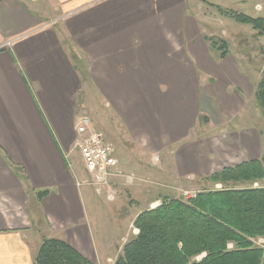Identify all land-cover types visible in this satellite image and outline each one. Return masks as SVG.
<instances>
[{
    "label": "crops",
    "instance_id": "crops-1",
    "mask_svg": "<svg viewBox=\"0 0 264 264\" xmlns=\"http://www.w3.org/2000/svg\"><path fill=\"white\" fill-rule=\"evenodd\" d=\"M198 1L0 0V264H34L44 238L93 262L81 198L89 187L76 185L85 173L74 147V119L89 99L140 149L179 144L181 174L260 157L250 128L239 133L245 149L237 131L217 143L195 129L202 117L214 130L234 120L245 106L229 87L245 97L253 88L236 58L210 52L205 37L222 35L201 25L209 17H199Z\"/></svg>",
    "mask_w": 264,
    "mask_h": 264
},
{
    "label": "trees",
    "instance_id": "trees-1",
    "mask_svg": "<svg viewBox=\"0 0 264 264\" xmlns=\"http://www.w3.org/2000/svg\"><path fill=\"white\" fill-rule=\"evenodd\" d=\"M207 5L264 37V17ZM205 41L216 59L229 54L226 40L206 36ZM253 101L264 121V69ZM201 182L212 188L186 199L163 197L138 213L137 234L113 264H264V149L259 158L223 167ZM34 264L94 263L64 240L44 238Z\"/></svg>",
    "mask_w": 264,
    "mask_h": 264
},
{
    "label": "rangeland",
    "instance_id": "rangeland-1",
    "mask_svg": "<svg viewBox=\"0 0 264 264\" xmlns=\"http://www.w3.org/2000/svg\"><path fill=\"white\" fill-rule=\"evenodd\" d=\"M206 1L249 16L264 17V0ZM198 2L200 5L199 17H209V23L201 21V25L209 28L211 33L222 35V37L214 36L215 39L227 41L231 57L236 58L241 65V70L248 73L249 77L247 76V78H249L253 88L245 97L239 94L234 86L229 87L230 93L238 95L245 106L242 113L234 120L228 123L224 121L221 123L220 129L217 127L218 129L214 130L212 123L205 122L202 117L198 120L195 129L200 130L202 127L206 130L204 136L209 138L207 142L217 141L218 143L230 136L228 134L230 132L237 131L239 135L243 127L250 128L257 137L256 144L255 141L250 143V149L261 153L264 149V121L253 101V91L255 88L254 80L260 79L264 69V37H257L250 26L238 24L229 18L220 16L214 8H207L201 0ZM237 82L242 83L239 78ZM84 105L86 114L90 116L95 130L103 133L113 144L122 175L127 176L130 181L125 185L123 177L116 178L121 180L119 183H123L118 185V193L113 202L96 197L89 188L81 189L85 215L91 218L89 225L94 243L92 246L93 263L113 264L123 245L137 234L133 221L138 213L147 208L156 207L163 197L186 199L201 189L212 188V186L202 183L201 178L203 177L184 175L177 171L174 167L173 154L175 149L180 146L179 144L173 143L154 152L142 150L126 134L119 119L111 112L102 109L101 103L89 99ZM191 137L193 139L199 138L194 135V132ZM238 138H241V146L245 149L242 143V135L240 134ZM183 154L181 155L183 156ZM78 165L82 174L81 162ZM116 179L112 180L114 186ZM35 209V204L32 202V211ZM42 233L43 236H48L45 231ZM261 242L259 240L257 243Z\"/></svg>",
    "mask_w": 264,
    "mask_h": 264
},
{
    "label": "built area",
    "instance_id": "built-area-1",
    "mask_svg": "<svg viewBox=\"0 0 264 264\" xmlns=\"http://www.w3.org/2000/svg\"><path fill=\"white\" fill-rule=\"evenodd\" d=\"M74 131V147L79 153L85 173L84 179L75 178L76 185L89 187L96 195L113 202L117 190L112 180L123 177L125 182H129V178L119 172V162L113 144L103 133L95 130L84 108L75 116Z\"/></svg>",
    "mask_w": 264,
    "mask_h": 264
},
{
    "label": "water",
    "instance_id": "water-1",
    "mask_svg": "<svg viewBox=\"0 0 264 264\" xmlns=\"http://www.w3.org/2000/svg\"><path fill=\"white\" fill-rule=\"evenodd\" d=\"M204 120H205V121H208L207 117H204Z\"/></svg>",
    "mask_w": 264,
    "mask_h": 264
}]
</instances>
